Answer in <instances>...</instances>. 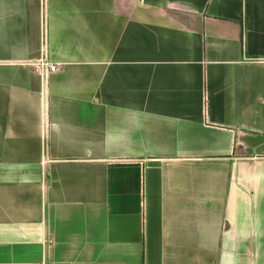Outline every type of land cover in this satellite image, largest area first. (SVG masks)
Masks as SVG:
<instances>
[{
  "label": "crops",
  "instance_id": "0c3cea01",
  "mask_svg": "<svg viewBox=\"0 0 264 264\" xmlns=\"http://www.w3.org/2000/svg\"><path fill=\"white\" fill-rule=\"evenodd\" d=\"M0 264H264V0H0Z\"/></svg>",
  "mask_w": 264,
  "mask_h": 264
},
{
  "label": "built area",
  "instance_id": "2783aa9c",
  "mask_svg": "<svg viewBox=\"0 0 264 264\" xmlns=\"http://www.w3.org/2000/svg\"><path fill=\"white\" fill-rule=\"evenodd\" d=\"M43 67L45 68L46 71L52 72L55 70V64L53 63H44Z\"/></svg>",
  "mask_w": 264,
  "mask_h": 264
}]
</instances>
